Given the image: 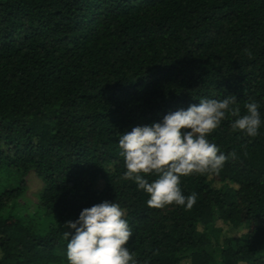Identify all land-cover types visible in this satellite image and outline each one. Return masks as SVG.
Instances as JSON below:
<instances>
[{
  "label": "trees",
  "instance_id": "trees-1",
  "mask_svg": "<svg viewBox=\"0 0 264 264\" xmlns=\"http://www.w3.org/2000/svg\"><path fill=\"white\" fill-rule=\"evenodd\" d=\"M229 94L264 119V0H0V264H68L64 225L105 200L137 264H264V124L208 135L231 155L181 177L191 209L122 179L120 133Z\"/></svg>",
  "mask_w": 264,
  "mask_h": 264
},
{
  "label": "clouds",
  "instance_id": "clouds-1",
  "mask_svg": "<svg viewBox=\"0 0 264 264\" xmlns=\"http://www.w3.org/2000/svg\"><path fill=\"white\" fill-rule=\"evenodd\" d=\"M260 107L256 101L246 103L241 114L234 94L222 99L201 98L199 104L166 114L162 122L120 133L118 144L126 169L122 179L135 180L138 190L149 194V207L175 204L191 209L197 194H183L181 177L216 173L231 155L221 152L208 135L231 117L233 132L258 136L264 124ZM147 175L157 178L149 182ZM123 217L116 201L105 200L84 208L75 221H68L64 227L74 230L64 231L68 264H137L128 246L133 232Z\"/></svg>",
  "mask_w": 264,
  "mask_h": 264
},
{
  "label": "rangeland",
  "instance_id": "rangeland-1",
  "mask_svg": "<svg viewBox=\"0 0 264 264\" xmlns=\"http://www.w3.org/2000/svg\"><path fill=\"white\" fill-rule=\"evenodd\" d=\"M27 184L28 189L25 193L24 199H30L31 201L36 202L38 199V193L43 187V182L33 171H31L27 175ZM1 255L2 253L0 251V257Z\"/></svg>",
  "mask_w": 264,
  "mask_h": 264
}]
</instances>
